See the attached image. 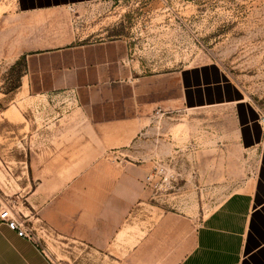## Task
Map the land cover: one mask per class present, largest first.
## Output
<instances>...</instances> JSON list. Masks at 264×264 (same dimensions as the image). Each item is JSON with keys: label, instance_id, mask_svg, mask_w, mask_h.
I'll return each instance as SVG.
<instances>
[{"label": "rangeland", "instance_id": "rangeland-1", "mask_svg": "<svg viewBox=\"0 0 264 264\" xmlns=\"http://www.w3.org/2000/svg\"><path fill=\"white\" fill-rule=\"evenodd\" d=\"M44 17L41 27L34 26L40 17H22V43L15 42L14 1L0 0L4 208L13 210L54 264H99L98 253L84 250L81 235H65L66 218L73 217L74 228H81L84 214L99 208V202L89 204L92 195L99 196L89 165L101 160L146 164L154 181L150 185L142 179L144 198L135 205V215L124 210V242L150 246L149 253L140 254L154 255L156 264L177 260L202 220L239 188L228 177L216 183L209 176L197 180L194 173L198 151L211 143L223 149L230 143L224 140L231 119L209 108L155 112L154 117L163 118L143 144L156 153L153 160L133 153L132 137L120 123L137 115L138 78L207 63L220 65L264 113V0H114ZM89 33L97 40L122 42L108 50L121 56L111 66L117 74L98 76L83 67L79 75L65 77V85L74 88L55 86L50 69L66 66L69 55L48 53L56 46L83 44ZM75 36L77 42L67 43ZM40 70L44 74L35 76ZM212 131L219 140H211ZM217 158L226 166V155L218 152ZM235 166L253 181L254 163L246 167L238 156ZM54 214L64 224H54Z\"/></svg>", "mask_w": 264, "mask_h": 264}, {"label": "crops", "instance_id": "crops-1", "mask_svg": "<svg viewBox=\"0 0 264 264\" xmlns=\"http://www.w3.org/2000/svg\"><path fill=\"white\" fill-rule=\"evenodd\" d=\"M13 1L18 31L11 37L15 38V42L22 43V17H40L32 21L36 23L35 27H41L40 19L50 13L114 0ZM3 36H7L6 32H3ZM92 36L93 33H89L83 44H73L78 40L75 36L67 42L73 44L69 48L56 46L48 53L50 57L69 55V63L66 66L56 65L50 69V75L55 76V86L66 88L68 79L65 77L79 75L77 69L83 67L88 68L89 74L98 76L117 74L112 71L111 66L116 59H121V56H112L108 50L121 47L122 42L97 40ZM50 41L58 42L53 39ZM21 56L22 49L15 61ZM30 60L29 58L28 61ZM42 73L41 70L35 71L34 75H43ZM136 86L140 102L137 106V115L121 121L120 125L124 128V133L132 137L133 153L145 154L144 156L151 160L156 153L153 150H144L143 144L150 142L149 137L155 135L157 131V119L163 118L154 117L155 112L159 114L164 111L209 108L212 112L215 109L221 110L231 119L224 140L230 143L225 149L211 143L210 147L204 148L210 152L209 154L204 155V149L198 151L196 154L200 155L201 159L196 163L194 173L197 180L209 176L216 183L228 177L226 181L240 184L239 188L231 192L202 220L189 248L185 246L183 254L177 260L172 262L167 260L164 264H264L262 109L248 97L243 87L215 63L138 78ZM218 138L217 131H212L211 140H219ZM218 152H222V155L228 158L226 166L217 162ZM204 156L209 158L205 160ZM238 156L243 158L246 167L252 163L256 166V175L251 183L247 181L248 176L244 177L242 171L235 166V157ZM89 166L92 167L90 182H98L99 191V196H91L89 204L99 202V208H90L92 212L89 215L84 214L81 228H74L73 217L66 218L67 223L64 224L60 222L63 219L54 214L51 217L52 222L56 225L59 223L66 225L65 235L68 237L81 235L84 250L98 253L99 264H156L154 255L140 254V251L149 253L150 246L128 243V240L124 242L128 230L122 227L125 209L131 210V216L136 214L135 205L144 198L142 179L145 177L146 181L152 170L147 171L146 164H124L106 160ZM87 170L89 169L84 168V171ZM3 209L0 200V214ZM0 264H54V262L48 258L36 240L20 236L18 231L11 229L8 223L0 218Z\"/></svg>", "mask_w": 264, "mask_h": 264}, {"label": "built area", "instance_id": "built-area-1", "mask_svg": "<svg viewBox=\"0 0 264 264\" xmlns=\"http://www.w3.org/2000/svg\"><path fill=\"white\" fill-rule=\"evenodd\" d=\"M263 122H264V117H263ZM146 180H147V183L151 185L153 183V181H154V174L151 173L150 175H148ZM0 218L3 221L7 222L11 229L18 231L20 236L28 237V238H31V239L35 240L33 238V234L31 233V231L24 225L23 222H21L15 216V214L13 213V210L10 209L9 207L4 208L1 211Z\"/></svg>", "mask_w": 264, "mask_h": 264}]
</instances>
